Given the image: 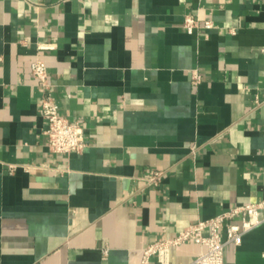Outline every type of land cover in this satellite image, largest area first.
Returning a JSON list of instances; mask_svg holds the SVG:
<instances>
[{"label":"crops","instance_id":"obj_1","mask_svg":"<svg viewBox=\"0 0 264 264\" xmlns=\"http://www.w3.org/2000/svg\"><path fill=\"white\" fill-rule=\"evenodd\" d=\"M46 93L83 126L81 152L50 148ZM263 198L264 0H0V264H142ZM203 249L191 237L169 264ZM224 260L264 264V224Z\"/></svg>","mask_w":264,"mask_h":264},{"label":"built area","instance_id":"obj_2","mask_svg":"<svg viewBox=\"0 0 264 264\" xmlns=\"http://www.w3.org/2000/svg\"><path fill=\"white\" fill-rule=\"evenodd\" d=\"M197 26H199L198 19L193 15H186L184 27L191 32ZM212 26L211 20H207L204 24L205 28ZM31 71L39 84L47 90L50 81L45 60L36 58L31 64ZM200 78V74L195 72L193 82L198 83ZM41 114L48 123L45 132L52 151L70 153L81 152L85 148L83 126L64 115L50 93H46L41 101ZM160 177L161 172H157L151 180L157 181ZM261 224H264V198L255 202L237 204L213 217L190 224L173 237L148 245L143 251L142 264H149L154 254L158 256L161 264H169L171 247L183 243L191 237L200 238L204 245L202 252L193 260L195 264H227L224 260L225 246L228 243H241L245 233ZM205 230L208 231L207 234L204 233Z\"/></svg>","mask_w":264,"mask_h":264}]
</instances>
